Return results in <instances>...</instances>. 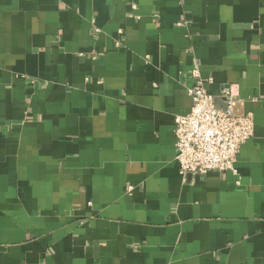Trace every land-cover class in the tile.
<instances>
[{
    "label": "crops",
    "instance_id": "obj_1",
    "mask_svg": "<svg viewBox=\"0 0 264 264\" xmlns=\"http://www.w3.org/2000/svg\"><path fill=\"white\" fill-rule=\"evenodd\" d=\"M196 64L237 173L180 174ZM0 264H264V0H0Z\"/></svg>",
    "mask_w": 264,
    "mask_h": 264
},
{
    "label": "built area",
    "instance_id": "obj_2",
    "mask_svg": "<svg viewBox=\"0 0 264 264\" xmlns=\"http://www.w3.org/2000/svg\"><path fill=\"white\" fill-rule=\"evenodd\" d=\"M137 9L131 4L130 15ZM194 83L187 92L193 104L189 113L175 118V139L180 174L206 175L211 171L237 173L235 163L241 147L254 135L255 121L252 112L237 113L233 93L225 89L221 97L226 103L221 108L216 95L207 90L212 76L203 77L196 64L192 69Z\"/></svg>",
    "mask_w": 264,
    "mask_h": 264
},
{
    "label": "water",
    "instance_id": "obj_3",
    "mask_svg": "<svg viewBox=\"0 0 264 264\" xmlns=\"http://www.w3.org/2000/svg\"><path fill=\"white\" fill-rule=\"evenodd\" d=\"M216 103L221 108H225L226 107V103H224V101H223V99L221 97H216Z\"/></svg>",
    "mask_w": 264,
    "mask_h": 264
}]
</instances>
